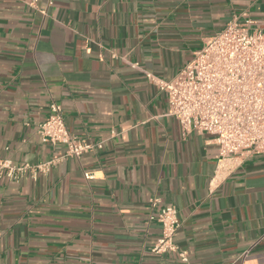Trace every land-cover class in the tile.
<instances>
[{
    "label": "crops",
    "instance_id": "crops-1",
    "mask_svg": "<svg viewBox=\"0 0 264 264\" xmlns=\"http://www.w3.org/2000/svg\"><path fill=\"white\" fill-rule=\"evenodd\" d=\"M235 17L264 32V0H0V163H51L0 175V264H182L154 251L166 206L192 264H264V155L221 167L147 78L171 81ZM52 103L93 150L42 141Z\"/></svg>",
    "mask_w": 264,
    "mask_h": 264
},
{
    "label": "built area",
    "instance_id": "built-area-1",
    "mask_svg": "<svg viewBox=\"0 0 264 264\" xmlns=\"http://www.w3.org/2000/svg\"><path fill=\"white\" fill-rule=\"evenodd\" d=\"M252 24V20L240 23L235 17L209 37L171 81H156L147 74L167 94L168 114L179 122L183 137L197 132L214 138L221 167L228 159L264 155V32ZM37 132L43 142L65 146L68 156L80 158L94 149L70 133L57 103L50 105V116ZM50 164L14 167L4 161L0 175L6 171L19 182L27 172L44 171ZM92 176L86 174L88 179ZM159 202L152 200L151 206ZM151 219L162 227L154 251L177 253L182 264H192L188 252L180 251L174 242L181 226L177 208L166 206ZM247 255L248 251L243 257Z\"/></svg>",
    "mask_w": 264,
    "mask_h": 264
}]
</instances>
